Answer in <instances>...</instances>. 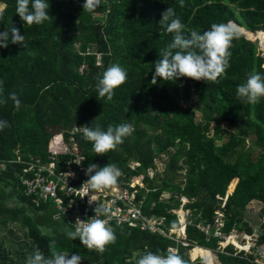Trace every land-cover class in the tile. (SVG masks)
Returning <instances> with one entry per match:
<instances>
[{
	"label": "trees",
	"instance_id": "obj_1",
	"mask_svg": "<svg viewBox=\"0 0 264 264\" xmlns=\"http://www.w3.org/2000/svg\"><path fill=\"white\" fill-rule=\"evenodd\" d=\"M0 3L6 5L0 32L15 26L25 36L24 46L9 43L0 48L5 95L16 92L22 105L19 110L11 101L0 105V120L10 125L0 131V162L4 163L0 168V226L18 221L26 229L30 250L39 248L47 257L53 251L49 244L55 241V251L78 254L81 264L85 260L88 264H136L139 255L147 251L166 254L169 247L177 249L187 264H204L203 256L192 252V258H200L191 260L188 250L193 246L215 252L219 264H255L232 255L231 245L224 253L217 252L216 238L206 239L195 224L210 221L223 199L222 230L235 226L251 232L257 226L259 241H264V98L249 105L236 97V88L248 73L264 74V59L256 54V43L245 37L253 39L251 32L264 30V0H184L183 7L179 0H101L94 13L83 11L84 0H49L52 19L31 26L16 15V0ZM167 7L175 10L186 35L191 29L203 33L213 23L229 20L251 31L232 41L230 67L219 83L183 77L151 83L153 64L173 39L159 24ZM260 38L264 41V34ZM112 64L126 70L127 81L108 101L99 97L97 82ZM192 98L194 106L184 103ZM122 123L132 124L133 133L105 155H96L78 129L100 124L106 130ZM56 133L66 143L72 137L87 168L116 164L122 172L119 185L144 174L149 192L142 211L161 221L165 231L178 226L177 215L170 210L179 208L180 198L185 197L188 244L114 220L109 223L117 239L103 253L89 251L78 239L70 240L66 230L74 226L63 216L55 218L50 200L37 207L32 204L16 175L24 166L15 160L16 155L23 160H50L48 142ZM70 156L63 153L58 158L63 161ZM157 158L163 168H156L151 179L147 169L156 167ZM132 162L138 164L131 167ZM8 189L17 207L6 205ZM162 193L169 196L160 199ZM252 200L262 203V220L246 218ZM251 221L256 222L254 226Z\"/></svg>",
	"mask_w": 264,
	"mask_h": 264
},
{
	"label": "clouds",
	"instance_id": "obj_2",
	"mask_svg": "<svg viewBox=\"0 0 264 264\" xmlns=\"http://www.w3.org/2000/svg\"><path fill=\"white\" fill-rule=\"evenodd\" d=\"M100 3L101 0H84L82 9L94 13ZM179 4L183 7L184 0H179ZM5 7L6 5H0V19L3 18ZM49 8V0H16V15L24 25L28 26L41 25L51 20ZM159 24L165 26L168 33L173 34V39L160 51L159 59L153 64L154 74L151 80L153 85L157 83L158 78L171 82L181 77L193 81L219 83L220 78L225 76L226 70L230 67L232 41L245 31L235 21L229 20L226 23H213L210 29L203 33L198 29H191L186 35L185 25L172 7H167L161 13ZM24 41L25 36L21 35L20 30L15 26L0 32V48H7L9 43L24 46ZM126 81L127 72L123 67L119 64L108 66L98 78L99 97L111 101L114 90ZM236 97L249 105L258 104L261 98H264V74L255 71L248 73L246 80L237 86ZM9 101L16 110L22 106L16 92H8L5 95L3 81H0V105H6ZM8 127H10L8 121L0 120V131ZM78 129L82 131L84 139L92 143L96 155H105L109 151L116 150L134 131L130 123H122L115 127L109 125L106 130H102L100 124H96L95 127L82 126ZM63 175L68 178L74 177L75 174L69 171ZM85 175L88 179L79 188L69 189L78 192L81 199L87 196L89 206L96 204L94 216L83 221L77 218L74 230H66V236L72 241L78 239L89 251L103 253L106 247L114 244L117 239L115 230L109 223V218L116 213L112 210L111 202L98 204L94 193L117 186L122 172L116 164L108 163L103 167L90 164ZM55 218L60 219V217ZM55 247V241L50 242L49 248L53 251L47 257L37 248L27 257L25 264H81L78 254L70 255L55 251ZM211 262L212 256L209 252L204 256V264ZM136 264H187V262L177 249L169 248L166 254L147 251L139 255Z\"/></svg>",
	"mask_w": 264,
	"mask_h": 264
},
{
	"label": "built area",
	"instance_id": "obj_3",
	"mask_svg": "<svg viewBox=\"0 0 264 264\" xmlns=\"http://www.w3.org/2000/svg\"><path fill=\"white\" fill-rule=\"evenodd\" d=\"M253 33L254 42L256 43V54L264 59V41L259 36L260 33H264V30H255ZM54 143H65L61 133L59 137L55 138ZM54 143L50 144L48 149L50 152V160L48 162H42L39 158L23 160L21 156L16 155L15 160L24 164L21 171L16 174L17 181L18 185L22 187L23 194L31 198L32 204L38 206L41 202L44 203L50 200L54 204V215L56 217H65L67 223H71L75 228L74 223L77 218L82 221L92 218L96 207L95 203L89 206L87 196L81 199L78 192L69 189H77L87 180V177H85L87 167L82 165L81 160L83 157L75 144L62 152L71 155L70 158L62 161L58 158L59 154L55 152L58 147H55ZM1 164L4 165L3 162H0V166ZM135 164L137 165L138 163ZM155 164V168L147 169V175L151 179L155 174L156 168L159 169L156 161ZM69 171L75 174L74 177L67 178L63 175V173ZM144 177V174H138L130 181L123 183V185L117 184L114 188L94 193L97 196V203L111 202L112 210L116 214L109 218V221L114 220L116 223L138 226L143 230L158 231L170 238L182 240L184 245L188 244L185 241V225L190 223V220L186 218L189 210L183 208V204L188 200L185 197H181L179 208L170 210L177 215L179 224L177 227H171L168 231H165L162 228L161 221L148 217L142 211L145 193L149 192L144 183ZM74 183L79 184L75 185ZM141 191L145 192L140 195ZM168 196V193H162L160 199ZM223 204L224 200L222 199L220 205L214 210L210 221L197 222L195 226L205 235L206 239L209 237L216 238L215 250L217 252L224 253L226 246L231 245L232 255L248 259L255 264H264V241H259L256 228L251 232L235 226H232L228 231L222 230L224 226ZM190 258L193 260L191 256Z\"/></svg>",
	"mask_w": 264,
	"mask_h": 264
},
{
	"label": "rangeland",
	"instance_id": "obj_4",
	"mask_svg": "<svg viewBox=\"0 0 264 264\" xmlns=\"http://www.w3.org/2000/svg\"><path fill=\"white\" fill-rule=\"evenodd\" d=\"M0 5H3V4L0 3ZM250 40L254 41V38L253 39L250 38ZM184 103L189 106H194L195 100L194 98H192ZM196 117L197 119L200 118L199 111L196 112ZM223 126H225V124H223ZM59 136H60V133L58 134L56 133L50 138L48 142V149H49L50 144L54 143L55 138ZM72 145H74V143L71 138L69 139L68 143H66V141L65 143H54V146L58 147L57 151L55 152L57 154H63L62 152L66 151L68 147ZM156 163H157L159 170H161L163 168V161L157 158ZM130 165L131 167L134 166V162H132ZM3 167L4 165L1 164L0 168H3ZM6 192L8 194V197L6 198V205L10 208L17 207L18 202L12 190L8 189L6 190ZM261 207H262V203L257 204V203H254V201H250L246 208V218L252 219V220L256 219V221H259L260 220L259 218H261L260 217ZM187 212L189 213V211ZM248 214L250 215V217H248ZM250 223L251 225L254 226L256 222L251 221ZM255 228L257 229V226H255ZM29 243L30 241L27 237L26 229L21 224H19L18 221H15V222L9 221L6 223V225L0 226V263L1 264H25L27 257L33 253V251L29 249V246H28ZM188 253H189V256L192 255L191 250L190 251L188 250ZM211 253L214 255V259L212 258L211 264H219L216 254L213 251H211ZM194 258H200V257H194ZM202 260L203 259L200 258L201 262ZM84 264H88L87 260L84 261Z\"/></svg>",
	"mask_w": 264,
	"mask_h": 264
},
{
	"label": "bare ground",
	"instance_id": "obj_5",
	"mask_svg": "<svg viewBox=\"0 0 264 264\" xmlns=\"http://www.w3.org/2000/svg\"><path fill=\"white\" fill-rule=\"evenodd\" d=\"M249 33V32H248ZM261 34H264V33H260L259 36ZM191 252L195 255H202L203 256V260H204V256L207 254V253H211V251L209 249H204L202 247H198V246H193ZM211 256L212 258L214 259V255L211 253Z\"/></svg>",
	"mask_w": 264,
	"mask_h": 264
},
{
	"label": "crops",
	"instance_id": "obj_6",
	"mask_svg": "<svg viewBox=\"0 0 264 264\" xmlns=\"http://www.w3.org/2000/svg\"><path fill=\"white\" fill-rule=\"evenodd\" d=\"M234 184H235V181H234ZM252 201H254V203H257V204H259V203H261L260 201H258V200H252ZM248 217H250V215L248 214ZM259 219H261V218H259Z\"/></svg>",
	"mask_w": 264,
	"mask_h": 264
},
{
	"label": "water",
	"instance_id": "obj_7",
	"mask_svg": "<svg viewBox=\"0 0 264 264\" xmlns=\"http://www.w3.org/2000/svg\"><path fill=\"white\" fill-rule=\"evenodd\" d=\"M244 29H245V28H244ZM245 31H246V32H250V31H248V30H246V29H245ZM245 31L243 32L244 34H245ZM251 33H253V32H251ZM245 36H246L247 39H250V38H248V36H247L246 34H245ZM202 262L204 263V260H202Z\"/></svg>",
	"mask_w": 264,
	"mask_h": 264
}]
</instances>
